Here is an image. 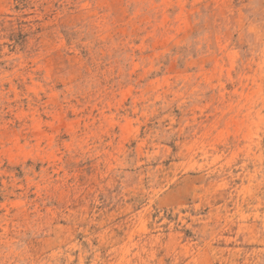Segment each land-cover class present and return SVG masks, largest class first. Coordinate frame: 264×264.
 <instances>
[{
  "label": "rangeland",
  "instance_id": "obj_1",
  "mask_svg": "<svg viewBox=\"0 0 264 264\" xmlns=\"http://www.w3.org/2000/svg\"><path fill=\"white\" fill-rule=\"evenodd\" d=\"M0 264H264V0H0Z\"/></svg>",
  "mask_w": 264,
  "mask_h": 264
}]
</instances>
